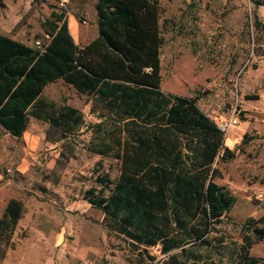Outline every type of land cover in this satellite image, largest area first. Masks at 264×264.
<instances>
[{
	"label": "rangeland",
	"instance_id": "1",
	"mask_svg": "<svg viewBox=\"0 0 264 264\" xmlns=\"http://www.w3.org/2000/svg\"><path fill=\"white\" fill-rule=\"evenodd\" d=\"M95 1L68 0L61 5V0H1L0 33L34 47V41L46 35L45 21L55 10L66 15L74 41L83 45L97 36ZM160 1L162 89L197 96L199 107L217 124L234 112L240 115L241 121L224 136L234 157L215 164L219 175L214 181L226 186L235 201L211 233L212 245L189 243L183 252H162L157 244L146 253L144 246L109 230L103 212L88 203L85 191L100 187L97 175L108 173L116 179L115 156L93 150L99 138L85 125L72 139V148L51 143L45 138L48 124L31 116L21 137L0 126V215L10 198L24 205L14 247L0 264L239 261L245 220L264 215V5L250 0ZM253 96L257 98H247ZM43 97L79 109L85 124L97 121L89 111L90 97L61 80L48 84ZM251 238L250 255L264 261V238Z\"/></svg>",
	"mask_w": 264,
	"mask_h": 264
},
{
	"label": "trees",
	"instance_id": "2",
	"mask_svg": "<svg viewBox=\"0 0 264 264\" xmlns=\"http://www.w3.org/2000/svg\"><path fill=\"white\" fill-rule=\"evenodd\" d=\"M94 7L97 36L83 45L74 41L66 15L55 10L45 21L40 47L0 33V126L21 137L32 116L48 124L47 140L72 148L85 125L99 138L93 150L111 153L118 163L115 180L97 175L100 187L85 191L109 230L146 253L157 244L162 252H183L189 243L211 246V233L235 201L214 181L215 164L233 158L235 150L224 145L223 131L197 96L161 87V1L96 0ZM255 25L261 23L255 19ZM58 80L90 97L97 121L85 124L79 109L43 97L45 87ZM23 212L22 201L10 198L0 215V262L14 247ZM263 221L264 215L245 220L237 264H264L249 253L251 237L264 238Z\"/></svg>",
	"mask_w": 264,
	"mask_h": 264
},
{
	"label": "built area",
	"instance_id": "3",
	"mask_svg": "<svg viewBox=\"0 0 264 264\" xmlns=\"http://www.w3.org/2000/svg\"><path fill=\"white\" fill-rule=\"evenodd\" d=\"M68 0H61V5H64ZM35 47H40L41 41L39 39H36L34 41ZM240 115L237 112H234L229 119L222 121L220 124H218L219 128L223 131L224 136L228 133L231 127L237 125L240 122Z\"/></svg>",
	"mask_w": 264,
	"mask_h": 264
},
{
	"label": "crops",
	"instance_id": "4",
	"mask_svg": "<svg viewBox=\"0 0 264 264\" xmlns=\"http://www.w3.org/2000/svg\"><path fill=\"white\" fill-rule=\"evenodd\" d=\"M2 34V33H1ZM234 135V134H233Z\"/></svg>",
	"mask_w": 264,
	"mask_h": 264
}]
</instances>
